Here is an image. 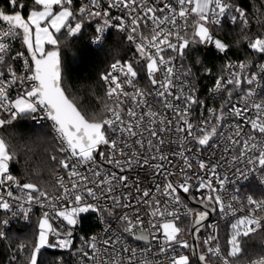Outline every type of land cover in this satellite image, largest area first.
Segmentation results:
<instances>
[{
  "label": "snow or ice",
  "instance_id": "obj_1",
  "mask_svg": "<svg viewBox=\"0 0 264 264\" xmlns=\"http://www.w3.org/2000/svg\"><path fill=\"white\" fill-rule=\"evenodd\" d=\"M72 5L73 0H32L29 8L22 0H8L7 10L0 7V112L7 113L8 117L0 118V128L29 116L35 121L38 117L34 114L42 112L44 118L51 121L52 131L60 141V151L65 153V158L58 163L67 171V181L64 176H56L58 194L50 195L37 183H20L10 173L16 153L0 137V188H4L0 192V209L13 217L23 215L25 220L33 204L48 209L39 219L37 241L30 255L24 257L27 264H38V256L44 248L71 249L73 231L82 214L89 213L99 216L107 238L100 241L94 235L85 240L77 250L81 264L85 261L91 264H158L148 258L149 254L169 252L173 253L168 256L169 264H190L189 256L177 252V248L192 247L182 233L189 231L195 237L209 212L183 205V215L193 218L195 231L178 226L181 192H191L194 200L205 209L211 207L222 219L235 216L238 211L245 212L231 223L226 254L219 245L211 246L216 239L217 224L209 225L213 233L203 240V244L208 245V254L217 257L221 264H234L243 251L242 238L264 228V199L248 195L242 200L238 187L232 190L228 187L240 178L248 180L257 173L264 184V94L256 90L261 77L258 73L245 74L249 67L245 62H227L209 90L226 99L219 108L209 107L197 95V73L185 60L186 50L196 44L213 45L219 53L226 54L230 44L216 37L210 26L222 29L227 18L233 25L239 24L243 33L249 27L248 11L231 0H158L151 5L148 0H107L103 10L100 0H89L79 8L78 17ZM110 8L120 9L124 16H111ZM256 12L264 16L261 9ZM84 17L103 19L92 39L98 50L103 49L106 29L127 33L126 39L135 43L136 53L145 61L141 67L146 70L151 91L137 86L138 70L132 63L117 61L111 65V71L100 77L105 92L103 97H96L100 104L98 111L89 115L69 96L62 83L59 34L62 31L68 37L80 34ZM258 22L264 26V20ZM188 27L192 29L190 38L185 31ZM142 29H148V33ZM243 39L248 48L264 55V34L254 38L244 35ZM16 40L22 42L27 56L24 52L10 55ZM46 45L51 49H46ZM169 51L176 55H168ZM17 59L23 60V74H18L10 62ZM195 64L203 68L204 75L211 74L199 59ZM259 67L264 73V64ZM244 83L255 84L256 88L244 90L238 103H233L234 93L240 91ZM14 88L17 89L15 97L10 94ZM128 88L132 91L126 90ZM194 106L201 111L197 123L191 120L196 110ZM230 117L236 122L222 131L224 122ZM170 133L181 135L175 141L166 140L165 135ZM216 137L224 141L223 146L214 140ZM189 138L197 151L223 147V152H229L239 146V155L233 154L230 163L235 166L236 162H244L250 167H236L233 173L236 179L227 174L221 178L219 161L213 163L211 159L196 157L198 171H192L193 158L186 154L193 151L188 147ZM172 144L176 146L173 148ZM212 154L215 155V151ZM223 159L221 155L220 160ZM105 165L112 168L106 169ZM140 171L151 175L143 179ZM177 173L181 179L174 184L169 177ZM159 176L164 178L163 186L156 182ZM13 185L22 195L13 194ZM119 209L131 211L117 216ZM144 215L149 217L147 224ZM106 217L117 219L124 225L123 233L145 242L146 247L138 252L136 248L121 244V237L114 235L105 223ZM57 219L61 223L54 226L53 221ZM8 222L5 219L0 223L7 225ZM4 236L0 231V238ZM27 247L21 243L16 250L23 254ZM85 248L91 249V254ZM154 248L158 252L154 253ZM123 253L128 256L125 258ZM11 259L16 260L15 254ZM198 260L201 264H209L206 254H199ZM58 264H64L63 260ZM251 264H264V256Z\"/></svg>",
  "mask_w": 264,
  "mask_h": 264
},
{
  "label": "trees",
  "instance_id": "obj_2",
  "mask_svg": "<svg viewBox=\"0 0 264 264\" xmlns=\"http://www.w3.org/2000/svg\"><path fill=\"white\" fill-rule=\"evenodd\" d=\"M248 11L249 27L241 32L239 24L233 25L227 21L223 22L222 29L210 26L214 35L228 44L229 51L226 57L241 60L248 65L255 62H264V55L252 51L247 46L244 35L254 38L264 34V26L258 21L264 20L256 12V9L264 11V0H232ZM31 7L32 0H22ZM0 7L8 9V0H0ZM72 8L76 11V6ZM26 15V13H25ZM79 17V15H78ZM84 27L82 32L75 37H68L66 32L59 34L60 52L63 70V86L71 98H75L77 104L89 115L100 108L96 97H103V81L100 79L106 73L108 67L113 62H125L136 60L139 54L135 51L132 42L126 36L116 30L109 29L104 37L103 49L98 50V46L91 42V37L96 28V22L91 18H83ZM46 49H51L46 45ZM188 55L185 63L192 64L193 70L198 78L195 80L197 89L202 96L207 86L220 73L223 58L214 52L202 51L198 46L193 45L186 50ZM199 59L203 67L211 70L210 75L203 74V68L195 64ZM221 95L219 99H225ZM0 118H8L7 113L0 112ZM0 137H3L16 153L15 161L11 162L10 170L20 183H37L42 190L52 191L56 187L54 175L59 159L65 155L60 151V146L50 132L47 125L34 124L29 117L18 119L11 125L0 128ZM56 159L53 160L52 157ZM87 220L86 217L82 218ZM89 219V218H88ZM185 227L190 230L192 219L186 217L180 219ZM185 231L182 235H187ZM262 234L255 232L249 237L242 238L243 251L240 258L245 261L254 256L260 255ZM37 241V227L34 222L26 226H15L5 231L4 238H0V264H27L25 256L30 255L32 247ZM25 244L28 247L24 253L18 252L17 246ZM202 253V250L200 249ZM10 253L16 254V260H9ZM62 257L59 253L41 250L38 256V264H55L58 258ZM209 257V256H208ZM192 264H198L194 257L191 258ZM209 264H215L209 257Z\"/></svg>",
  "mask_w": 264,
  "mask_h": 264
},
{
  "label": "built area",
  "instance_id": "obj_3",
  "mask_svg": "<svg viewBox=\"0 0 264 264\" xmlns=\"http://www.w3.org/2000/svg\"><path fill=\"white\" fill-rule=\"evenodd\" d=\"M100 2H101V10H103L104 8L107 7V0H100ZM154 2L158 3V0H148L149 5L153 4ZM226 2H228V0H226ZM231 2L234 3L232 0H231ZM88 3H89V0H73V4L76 6V11H77L78 15H79V12H78L79 8L84 6L85 4H88ZM108 10H109L111 16H124V12H122L120 9L110 8ZM84 18H87V17H84ZM92 19L96 22V27L98 24H103L102 18H92ZM224 21L231 23L230 20L227 18H225ZM113 23H115V21H113ZM188 23H189V25L191 24L190 19H189ZM109 29L116 30L115 28L106 29V31L104 33V37L106 35V32ZM142 31H144L145 34L148 33V29H142ZM185 31L189 34V38H190V34L192 31L191 27H188ZM120 33L127 36L126 32H120ZM96 34L97 33H96V28H95V31L91 37V42H92V39L95 37ZM174 42H175V40H174ZM133 44L135 46V43H133ZM196 46H198L202 51L214 52L216 55L221 56L223 58L220 73L217 76L222 74V69L227 62H229V61H231L233 63L243 62V61L238 60V59L226 57L225 54H221L217 50H215L213 45L196 44ZM17 52H24L25 56H27L26 49L22 45V42H20L19 40L13 41L12 52L10 53V55H15ZM167 54L168 55H176L175 53H172L170 51ZM138 60H139V63H137ZM10 62L13 64V67L16 69L18 74H23L24 68H23V60L22 59H17L16 61H10ZM125 62L132 63L133 66L138 70V76L136 78L137 86L142 88V89H145L147 91H151L152 89H151V85H150L148 77H147L146 70L141 67L145 63V61L140 60V58L138 57V58H136V60H130V61H125ZM125 62H121V64H123ZM113 63H116V62H113ZM112 64H110V66L108 67L106 72L111 71V65ZM261 64H264V62L252 63V65H249V67L245 70V74L258 73L260 75V77H261L260 87L257 88L256 90L258 92H260L261 94H264V73L260 72V67H259ZM0 70H2V69H0ZM157 78H159V76ZM215 78L207 86L203 96H202L201 92H199V90L197 91V95L199 96L200 99L205 100V102L207 103V105L209 107L219 108L220 104L224 101V99H219L221 95H213L209 91L214 85ZM103 87H104V91H105L104 82H103ZM249 87L256 88V85L254 84L252 86H249L247 83H244L242 85L241 90L234 93L232 102L238 103L240 96L243 94V91L247 90ZM126 90L132 91L131 88H128ZM10 94H11V96L15 97V95L17 94V89H15V88L12 89ZM149 100L151 102V97H149ZM239 106L243 107V104L240 103ZM194 107L196 108V110L193 112V114L191 116V120L194 123H197L198 119L201 116V111L198 108V106H194ZM167 114L169 116L172 115L171 112H168ZM251 114L252 113H249V115H251ZM34 115H36L38 117V119L34 121L31 118V116H29L30 121L34 124L47 125L50 132L54 136L56 142L58 143V145L61 148L60 141L57 139L56 134L52 131L51 121L44 118V115L42 112H38ZM204 115H207V113L205 112ZM235 122H236L235 118H232V117L228 118L224 122V127L221 130L227 131L228 126L230 124L235 123ZM247 130L248 129L246 127V131ZM178 135H181V134L170 133L168 135H165L164 138L166 140L172 139L173 141H175V139L177 138ZM189 140H190V142L188 143V147L192 148L193 151L191 153H186V154L190 155L193 158V160H192V162H193L192 171H198V169L195 165V158L196 157H199V158L205 159V160L211 159V161L213 163L219 161L221 164V167L218 168V172L221 175V178H223V176L225 174H227L230 178L236 179L233 176V173L235 172L236 167H239L240 169H246V167H250V166H247L244 162H236L235 166H233V164L230 163L231 156L233 154L239 155V152H238L239 146H237V149L230 150L229 152H223V147L217 148V149L202 148L200 151H197L195 143L191 142V138H189ZM214 140L217 143H219L221 146H223L224 141L222 139H220L219 137H216V138H214ZM175 146H176L175 144L171 145V147H173V148ZM166 150H167V148H166ZM213 151H215V155L212 154ZM221 155L224 156L223 160H220ZM249 155H251V153H249ZM64 158H65V155H63V157L61 159H64ZM61 159H59V160H61ZM172 159L175 160L177 158L172 157ZM104 167L106 169L112 168L111 165H105ZM166 167H171V166L166 164ZM113 170H115V169H113ZM172 170L176 171L175 169H172ZM81 171H84V169L81 168ZM137 171H139V170H137ZM10 173L15 177V175L13 174V172L11 170H10ZM57 175L64 176L65 181H67V171L65 169L61 168L59 163L57 165L56 172L54 175L55 183H56V176ZM132 175L134 176V175H136V173H132ZM140 175L143 179H147L148 176L151 175V173L145 174L144 172L140 171ZM259 175H260V173L253 174L249 177L248 180H244L243 178H240L235 185H229L228 187L230 190L238 187L240 189L239 194H240L242 200L244 199V197H246L248 195H252L255 199H264V184H261L260 179H259ZM155 179H156L157 183L161 184V186H163V184L165 183L163 176L156 177ZM169 179L175 184L181 179V177H180L179 173H177L175 176L169 177ZM189 182L194 183L195 181H189ZM11 190L13 191V194L16 196L22 195V193L15 187V185L12 186ZM3 191H4V188H0V192H3ZM47 192L50 195L58 194L57 185H56L55 189H53L52 191H47ZM133 192H134V189H133ZM157 195L159 196V193H157ZM180 195H181V200H182V205H181V209H180V211H181V218L180 219H184L188 216L183 215V211H184L183 205H187L188 208H191L193 206V205L189 204L188 198L192 199L195 202H198V200H194L192 198L191 192H190V194H184L181 192ZM5 198H7L6 193H5ZM13 203L15 205L17 202H13ZM245 203H246V201H245ZM27 206L28 205H25V207H27ZM237 207H239V205H237ZM31 209L32 210L29 213L27 220L24 219L23 215H17L15 217H13L10 212H5L4 210L0 209V222H2L5 219H7L9 221L7 225L0 223V231H3L5 233V231L11 227L26 226L29 223L34 222L35 226L37 227V237H38L39 219L42 217L43 211L48 210V209L47 208H41L39 205H36V204H33L31 206ZM208 209L211 210V207H209ZM13 210H16L15 206H14ZM246 210L247 209H245V211ZM124 211H131V210L119 209L116 212V215L119 216ZM202 211H204V210H202ZM244 214H245V212L238 211L235 216L229 215L226 219H222L218 215V212H213L212 216L208 217V219L205 221V223L200 226V232L196 235L199 252H200V249L202 250V253L200 252V254H206L209 257H211V259L214 261L215 264H221V261L217 257L212 256L211 254L207 253L208 245L203 244V240L209 234L213 233V229L211 227H209V225H211V224H217L218 225V227L215 229L216 239L214 241H212L211 246L214 247L216 245H219L222 252H225V254H226V250L228 248L227 241H228V238H229L230 233H231V223L235 222L236 218L243 216ZM83 217H86L87 220H83L82 219ZM143 218L145 220V224H147V220L149 217L144 215ZM53 223L55 226L57 224H60L61 222H60V220L57 219V220L53 221ZM105 223L111 227V230H112L114 235H119L121 237V244H123L125 246L132 247V248H136L138 252L141 249H144L146 247L145 242L136 241L135 239H133L128 234L123 233L122 229H123L124 225L121 222H119L117 219H113L111 217H106ZM104 226H105L104 223H101L100 218L97 214H95V213H89L86 215L82 214L81 219H80V223L76 226L75 230L73 231L72 237H71V239L73 241V246L71 249L64 250V249H59V248H44L43 250L50 251V252H56V253H59L60 255H62V257H60L56 260L55 264H58V261L61 259L63 260L64 264H81V255L77 250L84 245L85 240L90 239L94 235L100 241H102L103 239H106L107 233L104 232ZM257 232H260L262 234V240H261L262 253L260 255L254 256V257H252L248 260H245V261H243L239 256L234 261V264H251V261L259 259L260 257L264 256V228L258 230ZM182 237H183V239L187 240L191 245L190 232L187 235H182ZM100 247H103V245L101 244ZM85 250L91 254V249L85 248ZM109 251L111 252L112 249L110 248ZM153 252L154 253L158 252V249L154 248ZM177 252L180 254H184V255L189 256L190 264H192L191 258L193 256V252H192L191 248H189V249L177 248ZM14 254L15 253H10L8 256V259L11 260V257ZM171 255H173V253H171V252H169L168 254H158V255L149 254L148 258L150 260L158 262V264H169L168 256H171ZM15 256H16V254H15ZM123 256L126 258L128 256V253H123ZM137 259H140V257H137ZM84 264H91V262L85 261Z\"/></svg>",
  "mask_w": 264,
  "mask_h": 264
},
{
  "label": "water",
  "instance_id": "obj_4",
  "mask_svg": "<svg viewBox=\"0 0 264 264\" xmlns=\"http://www.w3.org/2000/svg\"><path fill=\"white\" fill-rule=\"evenodd\" d=\"M26 49V48H25ZM27 52V51H26ZM188 202L189 204L191 205H194V206H197L199 207L200 209L204 210V211H208L209 212V217L212 216L213 214V211L212 210H209L208 208L205 209L204 205L199 203V202H195L193 201L192 199H189L188 198ZM205 222H203L204 224ZM202 224V225H203ZM193 225V224H192ZM192 232H194L195 230L193 229V227L191 226V229H190ZM190 240H191V249H192V252H193V256H194V259L195 261L198 263V264H201V262L198 260V255L200 254L199 252V248H198V244H197V239H196V236L194 237L191 233H190Z\"/></svg>",
  "mask_w": 264,
  "mask_h": 264
},
{
  "label": "rangeland",
  "instance_id": "obj_5",
  "mask_svg": "<svg viewBox=\"0 0 264 264\" xmlns=\"http://www.w3.org/2000/svg\"><path fill=\"white\" fill-rule=\"evenodd\" d=\"M73 11H74V10H73ZM75 12H77V11H75ZM190 21L192 22L191 18H190ZM191 209H193V210H198V211H202L201 209H199L197 206H194V205L191 207ZM190 218L192 219V223H193V218H192V217H190ZM178 226H180V227L183 228V229H187V228L185 227L184 223H182L181 221H178ZM182 234H184V232H183Z\"/></svg>",
  "mask_w": 264,
  "mask_h": 264
}]
</instances>
